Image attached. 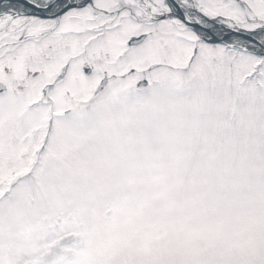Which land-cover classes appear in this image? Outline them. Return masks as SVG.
Returning a JSON list of instances; mask_svg holds the SVG:
<instances>
[{
  "label": "snow or ice",
  "instance_id": "6c2138e0",
  "mask_svg": "<svg viewBox=\"0 0 264 264\" xmlns=\"http://www.w3.org/2000/svg\"><path fill=\"white\" fill-rule=\"evenodd\" d=\"M0 264H264V0H0Z\"/></svg>",
  "mask_w": 264,
  "mask_h": 264
}]
</instances>
